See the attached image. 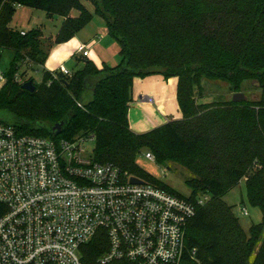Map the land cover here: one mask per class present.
<instances>
[{"label": "trees", "instance_id": "16d2710c", "mask_svg": "<svg viewBox=\"0 0 264 264\" xmlns=\"http://www.w3.org/2000/svg\"><path fill=\"white\" fill-rule=\"evenodd\" d=\"M84 1L93 12L83 0H0V47L13 51L0 87V112L22 133L69 140L93 135L95 161L179 196L145 173L136 157L145 149L159 164L181 165L191 175L190 200L209 197L196 206L187 226V249L196 248V259L186 254L182 264H264V95L240 103L198 102L203 79L223 81L233 93L250 80L264 93V0ZM18 6L41 10L47 19L62 18L53 45L69 41L98 15L118 44L119 63L97 67L79 57L82 67L69 74L47 70L41 27L22 35L9 25ZM23 65L42 70L33 92L15 79L24 74ZM150 74L176 78L181 117L136 133L127 117L133 79ZM64 119L62 132L53 135L52 126ZM242 179L249 204L262 214L248 231L223 200ZM107 248L99 230L80 247V264H100Z\"/></svg>", "mask_w": 264, "mask_h": 264}, {"label": "built area", "instance_id": "2783aa9c", "mask_svg": "<svg viewBox=\"0 0 264 264\" xmlns=\"http://www.w3.org/2000/svg\"><path fill=\"white\" fill-rule=\"evenodd\" d=\"M76 52L88 57L90 49L80 43ZM57 69L69 74L63 65ZM88 142L93 135L55 139L0 119V264H80V247L99 230L108 241L100 264L196 259V248L187 249V226L208 195L190 200L142 179L131 183L117 166L95 161ZM144 156L154 161L151 152Z\"/></svg>", "mask_w": 264, "mask_h": 264}, {"label": "rangeland", "instance_id": "374dc122", "mask_svg": "<svg viewBox=\"0 0 264 264\" xmlns=\"http://www.w3.org/2000/svg\"><path fill=\"white\" fill-rule=\"evenodd\" d=\"M85 6L93 12V6L90 2L84 1ZM76 10H72V16L77 15ZM97 16L95 20H97L98 15L93 14V16ZM59 17H55L53 19H47L45 13L41 10L33 9L26 6H18L16 11L12 17L10 22V27L16 29H32L35 27H41L43 31L42 35V47L44 50H48L52 47L53 35L57 32L56 26ZM101 45L106 48V52L108 57H111L110 64H118L120 61L119 53H118V44L111 43L110 40H113L112 37L107 36L106 39L103 37L100 38ZM114 41V40H113ZM116 42V41H114ZM13 58V51L10 49H3L0 47V74H4L9 70L10 63ZM64 64L70 70L78 69L82 67L81 62H75L72 56L68 57ZM24 71V74L21 76V79L27 81L32 78L34 84H39L42 80V70L33 65L30 67L29 65H23L21 67V71ZM0 83V87H1ZM257 84L253 81H245L241 86V92H244L248 95L251 100L259 99L262 94V90H260ZM202 88V97L198 99L199 103L212 102V101H224L230 100L233 92L229 91L228 86L223 81H213L208 79H203L201 81ZM90 98V93H86L84 100H88ZM0 117L4 120L10 121V116L6 112H0ZM173 119V118H172ZM177 119V118H176ZM154 120L147 124H144L143 130L152 129L157 126L154 125ZM149 127V128H148ZM133 131V130H132ZM140 133V132H136ZM88 150H92L93 143L88 142L87 144ZM150 152L149 150L142 149L136 157V164L147 174L159 179L164 184L172 188L177 193L183 196H189L191 190L186 183V180L190 178V173L181 165L173 162H168L166 164H159L152 160L145 158V153ZM154 156V155H153ZM223 200L233 207V213L239 219V222L245 231H248V228L251 224L259 223L262 220V214L257 207H254L249 204L246 194V187L244 183V179H242L237 186L231 189L225 196ZM243 209L247 211V214L243 213Z\"/></svg>", "mask_w": 264, "mask_h": 264}, {"label": "crops", "instance_id": "0c3cea01", "mask_svg": "<svg viewBox=\"0 0 264 264\" xmlns=\"http://www.w3.org/2000/svg\"><path fill=\"white\" fill-rule=\"evenodd\" d=\"M96 17L97 16L94 15L91 21L75 33L69 41L52 45L49 49L44 65L47 70H54L60 65H63L70 71V69L65 66L64 61L72 56L76 63L79 62L77 58L80 57V54L76 52V47L80 43L87 44L90 52L89 56L86 58L92 60L97 67H101L104 62L111 65V57H108L107 50L101 45V40H99L98 37L100 36V38L103 37L106 39L107 36H109L108 30L105 26L104 20L99 16V18L95 20ZM61 22L62 18L59 17L56 30H58ZM113 40H110V42L116 44L117 42H114L115 40ZM176 83V78L171 77L165 79L160 74L134 77L131 91L132 96L127 116L131 130L134 132H145L150 129L143 130L142 128L144 127V124H147L145 126L147 127L153 120L154 125L151 126H159L172 118L179 119L181 117V112L178 108L176 99ZM141 95L150 97L152 102H147L146 100L140 101L139 97Z\"/></svg>", "mask_w": 264, "mask_h": 264}, {"label": "water", "instance_id": "95a60500", "mask_svg": "<svg viewBox=\"0 0 264 264\" xmlns=\"http://www.w3.org/2000/svg\"><path fill=\"white\" fill-rule=\"evenodd\" d=\"M21 88L23 90L28 91V92H33L36 87H35V85L33 83V80L32 79H28L27 81H24L23 83H21ZM230 100L232 102H235V103H240V102H247V101L250 100V98L248 97V95L246 93L240 91V92L232 93ZM66 122H67V120L64 119V120L54 124L52 126V128H51V131L53 132V135L60 134L62 132V128L66 124ZM130 182L131 183H139V182H141V179L132 176L130 178Z\"/></svg>", "mask_w": 264, "mask_h": 264}]
</instances>
